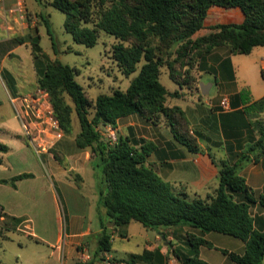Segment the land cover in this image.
Returning a JSON list of instances; mask_svg holds the SVG:
<instances>
[{
    "label": "trees",
    "instance_id": "1",
    "mask_svg": "<svg viewBox=\"0 0 264 264\" xmlns=\"http://www.w3.org/2000/svg\"><path fill=\"white\" fill-rule=\"evenodd\" d=\"M49 5L66 14L65 29L76 43L94 47L101 32L114 37L113 58L122 73L126 77L138 73L126 90L100 94L92 102L76 80L74 68L57 58H48L39 44V36L32 40L35 61H45V69L39 72L38 89L48 93L64 135L70 134L73 126V108L65 96L72 100L80 124L76 146L90 149L94 155L92 166L98 178V203L105 208L107 216L101 220L99 252L112 249L105 222L122 228L136 221L162 235L166 229L186 226L204 234L217 232L238 238L244 243V251L228 253L230 259L235 264H262L264 225L257 226L251 208L258 205L264 210V193L256 197L241 171L247 163H258L264 156V121L254 122L259 138L233 164L222 161L216 193L204 199H189L184 193L174 192L169 182L147 163V157L155 149L153 144L142 142L138 147L139 142L122 135L112 142L100 129L110 126L116 130L119 120L130 115L154 124L164 118L175 139L191 151L199 152L194 135L190 132L195 144L179 130V120H183L186 131L189 125L185 112L168 104L169 98H177L179 93L170 92L163 85L162 68L167 66L170 79L182 87L190 82H182V78L191 71L186 69L183 75H177L175 63L195 51L227 46L232 54L248 55L255 47L264 46V0H50ZM211 7H238L245 15L244 21L212 26V33L193 39L204 28ZM47 29L52 37L49 25ZM171 56L173 60H169ZM252 105L264 112V98ZM221 118L224 121L226 116L223 114ZM9 150L8 145L0 142V164ZM29 177L31 173H22L11 181L14 185L15 181ZM7 182L0 180V184ZM188 244L190 253L185 256L184 264H209L200 259V247L210 245L205 239L189 235ZM156 255L162 257L160 253L145 250L128 262L151 263Z\"/></svg>",
    "mask_w": 264,
    "mask_h": 264
},
{
    "label": "rangeland",
    "instance_id": "2",
    "mask_svg": "<svg viewBox=\"0 0 264 264\" xmlns=\"http://www.w3.org/2000/svg\"><path fill=\"white\" fill-rule=\"evenodd\" d=\"M42 1L39 3L37 0H22V9L25 11L23 13L26 21L34 23L30 24L34 35L35 29L39 27L36 37L39 36V44L47 57L51 60L57 58L73 67L76 80L92 102L100 94H111L116 89L126 90L131 79L138 73L129 77L122 73L113 58V45L116 43L114 37L101 32L94 47L76 43L65 29L66 14L49 5L50 0ZM41 16L48 20L49 24ZM3 17L0 16V142L8 145L10 150L3 154L0 180L10 179L19 173H31L32 177L22 179L16 189L7 184H0V264H106L109 258L119 264H129L128 260L133 255H141L145 250L160 253L162 257L156 255L151 263L139 260L135 264H184L185 256L190 253L189 235L205 239L210 244L200 247V259L209 264H235L228 253H243L244 243L238 238L217 232L204 234L186 226L166 229L162 235L136 221L122 228L105 222L111 236L112 249L110 252H99V218L101 216L106 220L107 216L105 208L100 207L98 203V178L92 166L94 155L90 149H79L75 143V138L80 132L75 106L72 100L65 96L66 102L73 108L72 131L65 134L61 143L53 146L52 151H48L52 147L48 145L44 154H37L24 128L21 104V98L27 97L26 95L35 89L31 69L34 61L31 55L32 47L31 44L21 45L18 36L7 35L8 31L1 27L5 22ZM47 24L53 38L48 33ZM228 52L227 46L209 51L204 47L174 66V73L177 75H183L186 69L191 71L190 75L182 78V82L190 81L186 86L197 92V145L201 149L200 152L212 155L211 160L216 166L210 175L211 181L206 183V188H200L197 184L199 172L195 165H191L186 173H175L177 178L170 180L169 184L174 192L184 193L189 199H204L214 195L219 184L217 178L222 161L233 164L238 158V149L231 148L230 142L222 141L217 113H214L218 110L216 104H220L222 96L227 94L225 74L218 70V58L221 59V55L225 56ZM165 57L167 58L166 55ZM173 58L171 56L169 60ZM39 66L42 70L45 69V61L41 59ZM261 73L256 74L258 80L263 78ZM168 76L169 69L165 66L162 68L161 82L168 89L176 87ZM202 83L214 85L212 93L211 86L207 94H202ZM241 83L240 81L239 85ZM243 96L247 99L248 93L245 92ZM204 100L212 101L211 104L215 106L205 107ZM218 101L219 103H216ZM213 108L216 111H213ZM258 109L252 105L247 109L250 129L255 136H259V133L254 122L264 121V112ZM157 124L168 127L164 118L158 120ZM178 127L185 137L192 140L191 143H196L190 135L193 129L188 126L186 131L183 120H179ZM142 129V135L151 134L146 128ZM100 131L106 138L112 133L119 136L117 130L110 126L102 127ZM64 145L70 151H83L84 158H88L87 166L80 172L84 182H81V175H75L76 173L64 172L65 175H54L52 166L56 167L61 163L66 166L65 156L62 154ZM261 166L264 168V161L261 164L247 163L241 171L256 197L264 193V186H260ZM60 168L63 167L59 166ZM251 214L256 218L257 226L264 225V210L261 207L253 206ZM72 223L73 232L77 235L68 236V226H72ZM89 229L91 234H88ZM69 231L72 232V229Z\"/></svg>",
    "mask_w": 264,
    "mask_h": 264
},
{
    "label": "crops",
    "instance_id": "3",
    "mask_svg": "<svg viewBox=\"0 0 264 264\" xmlns=\"http://www.w3.org/2000/svg\"><path fill=\"white\" fill-rule=\"evenodd\" d=\"M19 1L20 0H0V3H2L0 5V16H4L3 20L5 21L1 27L8 31V36H18L17 39L21 45L28 46L31 44L32 47V40L37 34H39V27L35 29L36 35H34L31 32L32 30L30 26L31 23L33 25L34 23L33 21H26L27 18L23 13L25 12L24 9H22V12H19ZM27 9L28 8H26V10ZM244 18V13L238 7L228 9L221 7H211L204 21V28L196 32L193 36V39H197L198 37L212 33V26L218 24L242 23ZM31 55L33 56L32 49ZM221 57V59L218 58V67L220 68L218 70L220 73L222 71L225 74V86L227 94L222 96L220 104H216L218 110L216 111L215 108L212 110L216 111L214 113H217L219 130L222 131V141L230 142L231 148L235 150L238 149L239 153L241 154L242 151H245L247 148H249L252 141L255 142V140L259 138V136H255L252 132L253 130L250 129L251 122L247 117L248 112H245V109L247 110L254 102L264 98V76L261 80H258L256 75L260 72H262L261 74L263 75L264 72V46L255 47L248 55L232 54L228 52V54L225 56L221 55ZM31 69L33 82L35 83V89L32 92L30 91V93L26 95L27 97L21 98L22 110L27 106L26 104L28 102V98L38 91L37 81L40 75L39 72L42 70V68H40L39 62H35L34 59ZM195 74L197 76V71ZM215 80H217L216 77ZM240 81L242 82L241 85H239ZM176 85V87L171 89H168L165 86L168 91L179 93L177 98H169L168 104L169 106H179L185 112L189 128L193 129L195 134L193 135L197 139V92L186 85L182 87L178 84ZM213 89L214 85L212 86L210 93H212ZM245 92L248 93L247 99H244L243 96ZM204 101L205 107L209 106L211 108L212 106H215L214 104H211L212 101ZM216 103H219V101ZM223 114L226 116L224 121L221 118ZM142 127L146 128L148 132H151V134L142 135L141 131L144 130ZM116 130L119 135L129 137L132 141L139 142V145H137L138 147H140L142 142L151 143L155 146V149L147 157V163L154 168V170L164 181L170 182V180L176 179L177 177H175V173H177V171H180L181 174L186 173L188 170H190L191 165H195L199 172V176L197 175V184L200 188H206V183L211 181L210 175L213 172V168L216 167L211 160L212 155L209 153H202L200 151H191L187 146L175 139L170 131V128L166 125L163 127V125L154 124L138 115H130L119 120ZM132 133H134L137 137H134ZM64 136L65 135L63 134V136L55 142L54 146L61 143ZM27 145L30 144L28 143ZM214 147L216 148L217 146L214 145ZM62 149V154L65 156L66 166H64L62 163L60 165L56 160H54L59 164V166L63 167L62 170L61 168L59 169V166H52L54 175H65L63 174L64 172H67L68 174L76 173L75 175L80 174V172L84 170V167L87 166L89 162L88 158H84L83 151H70L65 148V145L62 147ZM260 152L261 151L258 150L257 153L260 154ZM239 153L238 157L240 155ZM42 154H44V152ZM50 158L54 159L53 157ZM263 161L264 156L257 164H261ZM260 173L262 175V184H260L262 188L264 186V168L260 170ZM19 174H16L13 177ZM80 175L82 177L81 182H84V177L82 174ZM12 178L5 179L8 180V182L4 184L16 189L17 184L23 180H17L13 185L11 181ZM218 179L219 178H217V180ZM215 181L216 179L214 178V182ZM101 220L104 221L105 219L100 216V226ZM73 226L74 223H72V226H68V236L77 235L73 232ZM71 229L72 232L69 231ZM100 231L102 232L103 229L101 228ZM85 234L86 233H84V235ZM88 234H91L90 229Z\"/></svg>",
    "mask_w": 264,
    "mask_h": 264
},
{
    "label": "built area",
    "instance_id": "4",
    "mask_svg": "<svg viewBox=\"0 0 264 264\" xmlns=\"http://www.w3.org/2000/svg\"><path fill=\"white\" fill-rule=\"evenodd\" d=\"M22 0L19 1V12H22ZM32 98V99H31ZM26 108L22 110L24 120V128L30 144L37 154L47 151V146H54L55 142L63 136L58 120L54 116V109L50 103L48 93L38 89V91L30 97L26 104ZM112 142L117 140L115 133L109 136ZM51 147V148H52ZM106 264H119L112 258L106 260Z\"/></svg>",
    "mask_w": 264,
    "mask_h": 264
},
{
    "label": "water",
    "instance_id": "5",
    "mask_svg": "<svg viewBox=\"0 0 264 264\" xmlns=\"http://www.w3.org/2000/svg\"><path fill=\"white\" fill-rule=\"evenodd\" d=\"M211 87V84H209V85H206V84H201V92H202V94H207L208 92H209V88ZM163 238H165V237H163Z\"/></svg>",
    "mask_w": 264,
    "mask_h": 264
}]
</instances>
